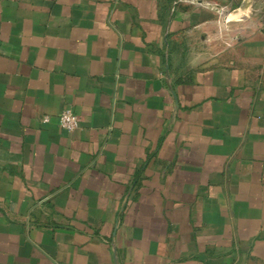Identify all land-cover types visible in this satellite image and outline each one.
Listing matches in <instances>:
<instances>
[{"label":"crops","instance_id":"0c3cea01","mask_svg":"<svg viewBox=\"0 0 264 264\" xmlns=\"http://www.w3.org/2000/svg\"><path fill=\"white\" fill-rule=\"evenodd\" d=\"M259 1L0 0V264H264Z\"/></svg>","mask_w":264,"mask_h":264},{"label":"built area","instance_id":"2783aa9c","mask_svg":"<svg viewBox=\"0 0 264 264\" xmlns=\"http://www.w3.org/2000/svg\"><path fill=\"white\" fill-rule=\"evenodd\" d=\"M48 120L49 118L45 117V121ZM59 123L64 129L74 131L79 127L80 121L77 114H75L70 108H65L59 116Z\"/></svg>","mask_w":264,"mask_h":264},{"label":"rangeland","instance_id":"374dc122","mask_svg":"<svg viewBox=\"0 0 264 264\" xmlns=\"http://www.w3.org/2000/svg\"><path fill=\"white\" fill-rule=\"evenodd\" d=\"M191 4V6L192 5H195V6H197L198 5V3H197V1H193L192 3H190ZM261 4H262V1L260 0L259 2H257V5H259V6H261ZM230 8H233V9H235V6L233 5V6H229ZM230 8H226V7H224V8H222V10H221V13L219 12V10L217 11L219 14H221V15H219V16H221L223 19H226V18H233L231 15H229L230 14V12H231V9ZM232 9V10H233ZM236 13H234V15H235ZM233 15V16H234Z\"/></svg>","mask_w":264,"mask_h":264}]
</instances>
